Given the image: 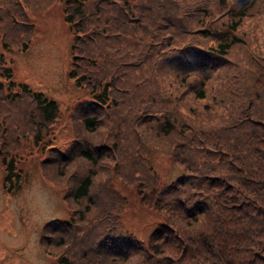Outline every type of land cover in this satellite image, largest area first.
Returning a JSON list of instances; mask_svg holds the SVG:
<instances>
[{
    "label": "trees",
    "instance_id": "16d2710c",
    "mask_svg": "<svg viewBox=\"0 0 264 264\" xmlns=\"http://www.w3.org/2000/svg\"><path fill=\"white\" fill-rule=\"evenodd\" d=\"M43 1L0 0L3 47H29L28 11ZM64 12L69 76L89 92L66 142L50 136L57 100L17 81L0 54L4 185L20 186L16 152L30 139L71 207L44 223L43 250L58 264H264V0H64ZM153 148L182 168L167 184L144 157ZM112 171L165 216L147 243L119 221Z\"/></svg>",
    "mask_w": 264,
    "mask_h": 264
},
{
    "label": "rangeland",
    "instance_id": "374dc122",
    "mask_svg": "<svg viewBox=\"0 0 264 264\" xmlns=\"http://www.w3.org/2000/svg\"><path fill=\"white\" fill-rule=\"evenodd\" d=\"M216 2L217 0H213V3ZM41 7L42 9L28 11L35 26L29 47L26 50L5 48L0 41V54L12 66L17 81L27 82L34 89L42 90L57 100L61 113L50 130V136L62 144L72 135L70 119L74 105L87 97L89 92L78 87L69 76L74 35L65 19L64 0L43 1ZM223 13L221 11L217 17ZM247 26L246 23L244 27ZM260 31L264 32V29L261 27ZM220 70L223 74L226 71L231 73L228 67ZM218 89L219 84L216 82L207 91L204 100L197 102L201 110L205 109L204 103H215L214 97ZM183 109L188 113L187 103ZM29 140H22L15 157L17 166L22 168L20 186L13 185L11 190L6 189L3 180L8 169L4 167L6 163L0 161V264H27L28 252L33 254L34 264H58L54 254L43 250L40 235L47 220L56 217L65 219L71 213V207L65 199L64 187L47 179L39 165L41 156L45 157L47 151L41 150ZM144 152L145 159L158 174L161 185L169 183L182 172L171 154L154 148ZM112 173L110 184L116 190L115 198L120 202L119 221L123 228L147 243L151 232L160 222L165 221V216L142 201L133 183H128L113 171ZM34 178H39L48 185L55 192L56 199L55 208L39 222L32 219L22 201L25 187ZM5 181L10 180L5 178Z\"/></svg>",
    "mask_w": 264,
    "mask_h": 264
},
{
    "label": "clouds",
    "instance_id": "9594fccd",
    "mask_svg": "<svg viewBox=\"0 0 264 264\" xmlns=\"http://www.w3.org/2000/svg\"><path fill=\"white\" fill-rule=\"evenodd\" d=\"M89 143L98 146L92 139H89ZM72 163H75V161ZM76 167L81 178L88 176L90 165L82 163L77 164ZM22 201L31 213L32 219L37 222L42 221L49 215L56 205L55 192L39 178H34L25 187L22 193ZM32 256L31 252L27 253V264H34Z\"/></svg>",
    "mask_w": 264,
    "mask_h": 264
}]
</instances>
